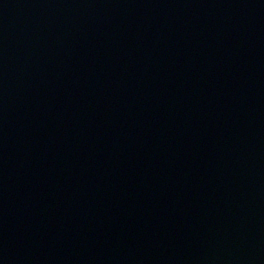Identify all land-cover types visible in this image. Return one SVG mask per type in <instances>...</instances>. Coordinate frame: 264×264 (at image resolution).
<instances>
[{
	"label": "water",
	"instance_id": "obj_1",
	"mask_svg": "<svg viewBox=\"0 0 264 264\" xmlns=\"http://www.w3.org/2000/svg\"><path fill=\"white\" fill-rule=\"evenodd\" d=\"M0 264H264V0H0Z\"/></svg>",
	"mask_w": 264,
	"mask_h": 264
}]
</instances>
